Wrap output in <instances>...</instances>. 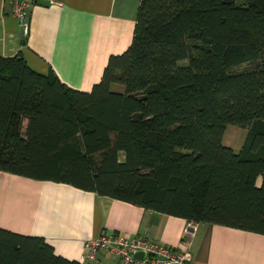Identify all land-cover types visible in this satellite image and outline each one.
Instances as JSON below:
<instances>
[{
    "label": "trees",
    "instance_id": "1",
    "mask_svg": "<svg viewBox=\"0 0 264 264\" xmlns=\"http://www.w3.org/2000/svg\"><path fill=\"white\" fill-rule=\"evenodd\" d=\"M0 170L264 234V0H139L90 90L0 55ZM0 264L88 263L0 227Z\"/></svg>",
    "mask_w": 264,
    "mask_h": 264
},
{
    "label": "crops",
    "instance_id": "2",
    "mask_svg": "<svg viewBox=\"0 0 264 264\" xmlns=\"http://www.w3.org/2000/svg\"><path fill=\"white\" fill-rule=\"evenodd\" d=\"M139 0H34L23 32L11 13V0H0V55L20 51L31 67L53 71L60 80L90 90L107 58L131 41ZM223 142L232 143V129ZM231 138V139H230ZM186 219L78 188L0 170V227L41 235L57 254L84 260V241L102 230L138 234L183 247ZM185 264H264V234L219 223L199 222L188 244ZM88 264H123L107 250Z\"/></svg>",
    "mask_w": 264,
    "mask_h": 264
},
{
    "label": "built area",
    "instance_id": "3",
    "mask_svg": "<svg viewBox=\"0 0 264 264\" xmlns=\"http://www.w3.org/2000/svg\"><path fill=\"white\" fill-rule=\"evenodd\" d=\"M32 2L33 0H11V13L17 17L23 32H26L28 28L27 11ZM48 2L54 3L55 0H48ZM197 225L196 221H186L181 248L150 240L138 234L126 235L102 230L97 235L85 239L83 258L89 262L96 258L99 251L107 250L116 255L123 264H185L191 256L188 244ZM136 250H143L144 255L135 257L133 253Z\"/></svg>",
    "mask_w": 264,
    "mask_h": 264
},
{
    "label": "rangeland",
    "instance_id": "4",
    "mask_svg": "<svg viewBox=\"0 0 264 264\" xmlns=\"http://www.w3.org/2000/svg\"><path fill=\"white\" fill-rule=\"evenodd\" d=\"M248 65L247 62H244L242 64H240L239 66H237L238 68L240 67H243V66H246ZM232 129H236L237 130V134L235 135L236 139L235 141L233 142L232 140V143H241L244 139V136H245V133H246V129L243 128V127H240L238 125H235V124H227L226 128H225V131H224V134H223V140L224 142H226V136L229 135L228 132ZM234 134H230V136H233ZM231 139V138H230Z\"/></svg>",
    "mask_w": 264,
    "mask_h": 264
},
{
    "label": "water",
    "instance_id": "5",
    "mask_svg": "<svg viewBox=\"0 0 264 264\" xmlns=\"http://www.w3.org/2000/svg\"><path fill=\"white\" fill-rule=\"evenodd\" d=\"M133 255L135 257H142L144 255V251L143 250H136Z\"/></svg>",
    "mask_w": 264,
    "mask_h": 264
}]
</instances>
